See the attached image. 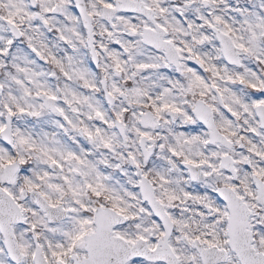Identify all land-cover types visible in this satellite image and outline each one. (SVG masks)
<instances>
[{
	"label": "snow or ice",
	"instance_id": "1",
	"mask_svg": "<svg viewBox=\"0 0 264 264\" xmlns=\"http://www.w3.org/2000/svg\"><path fill=\"white\" fill-rule=\"evenodd\" d=\"M0 264H264V0H0Z\"/></svg>",
	"mask_w": 264,
	"mask_h": 264
}]
</instances>
